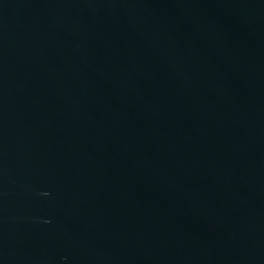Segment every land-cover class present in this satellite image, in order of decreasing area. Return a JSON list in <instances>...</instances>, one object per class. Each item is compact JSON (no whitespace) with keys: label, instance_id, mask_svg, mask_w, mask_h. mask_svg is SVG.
Returning <instances> with one entry per match:
<instances>
[{"label":"water","instance_id":"1","mask_svg":"<svg viewBox=\"0 0 264 264\" xmlns=\"http://www.w3.org/2000/svg\"><path fill=\"white\" fill-rule=\"evenodd\" d=\"M0 264H264V0H0Z\"/></svg>","mask_w":264,"mask_h":264}]
</instances>
